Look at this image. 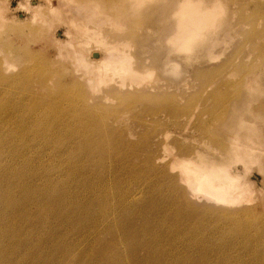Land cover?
Listing matches in <instances>:
<instances>
[{
    "label": "rangeland",
    "instance_id": "rangeland-1",
    "mask_svg": "<svg viewBox=\"0 0 264 264\" xmlns=\"http://www.w3.org/2000/svg\"><path fill=\"white\" fill-rule=\"evenodd\" d=\"M26 1L3 0L0 35L6 33L8 41L0 58L9 57L10 69L2 71L14 76L24 67L34 69L44 84L34 74L31 92L43 98L100 94L98 85L93 91L81 77L71 50H59L53 41H67L63 15L50 18L44 0H28L49 21L32 22ZM164 3L143 4L131 27L113 26L116 34L138 36L123 44V53L138 62L146 55L153 69L141 84L159 91L152 94L158 99L127 107L115 100L105 104L119 112L123 133L80 146L76 139L10 142L2 138L8 126L1 128V264H264V148L244 174L261 196L247 202L252 213L241 221L208 213L201 202L186 204L174 180L178 169H170L183 159L219 163L235 134L264 146V0H222L225 15L187 50L165 39L174 21ZM18 4L23 8L17 10ZM104 29L115 33L108 23ZM91 49L98 55L100 50L90 44L84 51L93 60ZM29 51L36 58L27 57ZM197 66L206 68L197 75ZM235 168L243 173L241 163ZM135 193L138 202H127ZM108 211L111 217L103 218Z\"/></svg>",
    "mask_w": 264,
    "mask_h": 264
},
{
    "label": "bare ground",
    "instance_id": "bare-ground-1",
    "mask_svg": "<svg viewBox=\"0 0 264 264\" xmlns=\"http://www.w3.org/2000/svg\"><path fill=\"white\" fill-rule=\"evenodd\" d=\"M44 1L48 16L56 18L55 14L61 13L63 20L68 25L65 35L67 41L62 43L55 39L53 40L55 45L59 50L62 47L71 50L74 63L83 71L81 77L86 78V83L93 91L98 85L100 94L97 96L78 94L76 100L68 97V94L60 93L56 98H51V95L44 98L40 94L34 95L30 88L32 77L35 74L34 69L24 67L14 76L5 73L2 71V67L10 69L6 61L9 57L2 55L0 58V133L2 127L10 128L9 130L6 127L9 133L7 132L2 138L10 142L19 140L22 143H26V141L69 143L76 139L77 145L82 146L87 143L93 144L107 140L117 132L123 133L119 130V125L117 127L121 120L119 112L105 104L115 100L120 106L127 107L126 105L134 101L158 99L152 94H159V91L158 88L151 89L141 84L145 78L151 76L150 71L153 69L149 68L151 64L147 66L146 55L142 56L138 62L135 56L128 57L123 53V44L138 36L133 31H127V34L124 31L122 34L120 31L121 34H116L117 28L113 26H133L135 11L143 4L155 0H129L131 4L129 8L121 5L123 0H55L56 7L51 6V2L54 0ZM163 2H165L163 5L166 7L164 9L166 17L174 21V29L168 32L165 39L171 45H178L185 50L191 47L193 41L203 37L205 30L212 25L214 20L216 21L217 17H220L221 13L223 14L224 10V7L221 6L222 0H173L172 3L170 0H163ZM19 7H24L27 12L32 14V22H49L41 12L40 6H30L27 0L23 7L18 4L16 9ZM3 9H7V7L3 4V0H0V29L4 27L3 22H6L2 15ZM166 17L163 18V21ZM107 23L111 29H115L114 34L104 32L106 30L104 26ZM108 30L110 31V29ZM1 35L0 48L8 41L6 33ZM90 44L99 48L100 54L102 53L100 58V54L93 52V49L90 50L94 53L93 60L86 58L89 53L85 55L84 51L89 49ZM0 54H2L1 51ZM65 55L68 57V54ZM26 56L34 59L35 55L29 51L26 52ZM41 66L43 67V65ZM202 68H206V66L196 67L197 75L200 74ZM35 75L39 76L37 78H40V83L43 85L44 81L40 74ZM251 82L249 81L246 87L249 91L253 90ZM73 83L76 84L75 80L71 86ZM58 86L60 88L58 91L63 93L66 85L62 83ZM18 91H22V94H12ZM47 99H51V102H47ZM127 102L130 103L127 104ZM64 103L68 108L62 107ZM58 112H63V116L60 117ZM241 125L245 126L246 124L242 122ZM239 139L238 134L229 137V141L231 140L229 147L226 149L225 157H222L219 163H181L184 159L173 162L170 169H178L174 180L182 189L184 195L181 198L186 204L204 203V208L206 211L208 210V213L236 221H241L243 216L247 219L251 215L252 209L249 208L250 205L247 202L252 201L257 194L258 197L261 195L252 183L244 178V174L251 169L253 164L260 161V148H264V146L253 141L250 137L245 141ZM262 152L264 154V150ZM94 155L95 153H92L91 156L96 158ZM240 163L243 173H239V170L235 168ZM259 171L264 170L262 168ZM196 189L200 191V194H196ZM201 192H204V195H201ZM140 197L135 193L130 196V201L127 202H138ZM247 197L249 198L247 199ZM236 206L238 208L233 210ZM109 212L111 211L103 214V218H107ZM109 216L111 217L110 214Z\"/></svg>",
    "mask_w": 264,
    "mask_h": 264
},
{
    "label": "water",
    "instance_id": "water-1",
    "mask_svg": "<svg viewBox=\"0 0 264 264\" xmlns=\"http://www.w3.org/2000/svg\"><path fill=\"white\" fill-rule=\"evenodd\" d=\"M96 57V56H95Z\"/></svg>",
    "mask_w": 264,
    "mask_h": 264
}]
</instances>
